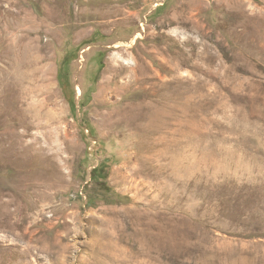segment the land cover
Here are the masks:
<instances>
[{"label": "rangeland", "instance_id": "obj_1", "mask_svg": "<svg viewBox=\"0 0 264 264\" xmlns=\"http://www.w3.org/2000/svg\"><path fill=\"white\" fill-rule=\"evenodd\" d=\"M0 264H264V0H0Z\"/></svg>", "mask_w": 264, "mask_h": 264}, {"label": "trees", "instance_id": "obj_2", "mask_svg": "<svg viewBox=\"0 0 264 264\" xmlns=\"http://www.w3.org/2000/svg\"><path fill=\"white\" fill-rule=\"evenodd\" d=\"M105 164L102 163L101 165H99L97 168H95L92 171V181L94 184H97L98 187L101 190H104L106 193H110L112 192L111 187L108 185V182L106 181L107 179V174L104 173L105 172ZM90 201L92 202V199H90ZM93 203H91L92 205Z\"/></svg>", "mask_w": 264, "mask_h": 264}]
</instances>
